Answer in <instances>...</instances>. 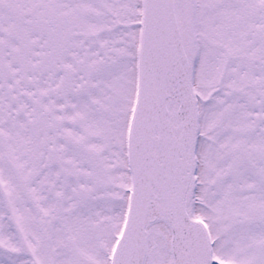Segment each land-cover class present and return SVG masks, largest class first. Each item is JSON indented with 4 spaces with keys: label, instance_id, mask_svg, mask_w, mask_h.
Listing matches in <instances>:
<instances>
[{
    "label": "snow or ice",
    "instance_id": "obj_1",
    "mask_svg": "<svg viewBox=\"0 0 264 264\" xmlns=\"http://www.w3.org/2000/svg\"><path fill=\"white\" fill-rule=\"evenodd\" d=\"M0 264H264V0H0Z\"/></svg>",
    "mask_w": 264,
    "mask_h": 264
}]
</instances>
